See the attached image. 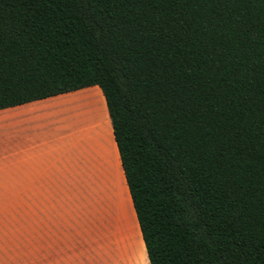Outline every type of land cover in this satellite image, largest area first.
<instances>
[{
  "label": "trees",
  "instance_id": "trees-1",
  "mask_svg": "<svg viewBox=\"0 0 264 264\" xmlns=\"http://www.w3.org/2000/svg\"><path fill=\"white\" fill-rule=\"evenodd\" d=\"M92 86L150 264H264V0H0V109Z\"/></svg>",
  "mask_w": 264,
  "mask_h": 264
},
{
  "label": "rangeland",
  "instance_id": "rangeland-1",
  "mask_svg": "<svg viewBox=\"0 0 264 264\" xmlns=\"http://www.w3.org/2000/svg\"><path fill=\"white\" fill-rule=\"evenodd\" d=\"M105 105L104 94L98 86L70 92L66 102L61 105V108L66 106L75 121L77 148L79 140L84 139L89 144L90 152L85 161L77 160L74 153L70 177L75 179L44 182L46 189L58 188L63 190V195L23 198L0 195V264H20V254L26 242L32 238L64 236L91 239L88 247L100 248L103 256L118 261L132 259L135 264H139L138 260L142 257L144 264H147V255L132 210V200ZM71 107L73 110L74 107L75 110L79 109L73 111ZM82 112H85L86 117L79 115ZM72 115H79V118ZM64 122L63 117L60 126ZM104 136L110 142L109 138H112L111 149L118 168L109 161L106 145L103 146L106 139ZM125 196L134 226L129 223L126 213L120 212L124 210L122 201ZM10 208L18 210L10 211Z\"/></svg>",
  "mask_w": 264,
  "mask_h": 264
},
{
  "label": "crops",
  "instance_id": "crops-1",
  "mask_svg": "<svg viewBox=\"0 0 264 264\" xmlns=\"http://www.w3.org/2000/svg\"><path fill=\"white\" fill-rule=\"evenodd\" d=\"M69 93L0 109V195L61 196L63 190L46 189L44 182L75 179L70 177L77 148L75 121L67 105L61 108ZM63 117L65 122L60 126ZM78 150L86 160L90 153L86 140H79ZM132 210L137 221L133 203ZM138 228L142 238L139 224ZM88 241L91 239L72 236L32 238L20 254V264H135L132 259L118 261L103 256L100 248H89ZM143 247L146 252L144 241ZM139 259L138 263L144 264V259Z\"/></svg>",
  "mask_w": 264,
  "mask_h": 264
},
{
  "label": "bare ground",
  "instance_id": "bare-ground-1",
  "mask_svg": "<svg viewBox=\"0 0 264 264\" xmlns=\"http://www.w3.org/2000/svg\"><path fill=\"white\" fill-rule=\"evenodd\" d=\"M95 91V90H94ZM88 93V92H87ZM80 94V93H79ZM101 94V93H100ZM76 95H78V94H76ZM72 96V95H71ZM100 96V95H99ZM84 99V98H83ZM85 99H87V98H85ZM72 100H73V98H72ZM71 101V100H70ZM75 101H77V100H75ZM74 101V102H75ZM85 101V100H84ZM77 104L79 103V102H76ZM68 104H74L73 102H68ZM70 105V106H71ZM83 105V104H82ZM106 106V105H105ZM104 106V107H105ZM84 107V106H83ZM87 107V106H86ZM85 107V108H86ZM72 108V107H71ZM81 108V107H80ZM106 108V107H105ZM79 108H77V110H78ZM82 109V108H81ZM72 110H73V108H72ZM74 110H75V107H74ZM73 110V111H74ZM77 110H75V111H77ZM83 110H84V108H83ZM82 111V110H81ZM69 113V112H68ZM82 114V117H86V114H85V112H82V113H79V115H81ZM83 114H85V115H83ZM79 115H72V117H75V118H77ZM79 118V117H78ZM72 120H73V118H71ZM85 119V118H84ZM81 120H83V119H81ZM106 132V131H105ZM100 133V132H99ZM106 134V133H105ZM109 134L111 135V131H109ZM108 134V137L110 136ZM104 137H106V136H104ZM111 137V136H110ZM77 139H78V137H76ZM76 139V140H77ZM110 140H111V142L107 139V137H106V139H105V143H104V145L103 146H105L106 145V149H107V156L109 157V161L111 160V163L115 166V164H116V166H117V163H114V159H115V155H113L114 154V151H113V153H112V138H109ZM93 141V140H92ZM78 144H79V142H78ZM112 145V146H111ZM78 147H79V145H78ZM77 150H78V148H77ZM113 156H114V158H113ZM76 159L77 160H83V161H85V155L83 154V155H81L80 154V151L78 150V151H76ZM111 168H113V167H111ZM117 168H118V166H117ZM113 170V169H112ZM117 171H118V169H117ZM122 204H123V208H124V210H122V211H120V212H124V213H126V216H127V219H128V221H129V223L131 224V226H134L133 224V222H134V219H133V215H132V213H131V211L129 210L130 208H129V204H128V202H127V199H126V196L124 197V199H123V201H122ZM119 212V213H120Z\"/></svg>",
  "mask_w": 264,
  "mask_h": 264
}]
</instances>
